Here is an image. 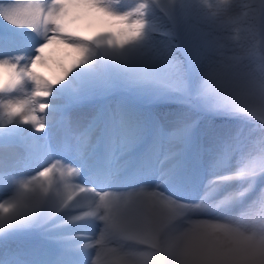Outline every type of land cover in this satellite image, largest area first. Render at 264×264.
I'll return each instance as SVG.
<instances>
[{"label":"snow or ice","instance_id":"1","mask_svg":"<svg viewBox=\"0 0 264 264\" xmlns=\"http://www.w3.org/2000/svg\"><path fill=\"white\" fill-rule=\"evenodd\" d=\"M118 2L0 0V44L21 41L24 37L17 30L24 28L43 38L34 55L0 58V170H14L35 150L36 134L47 126V118L37 112H45L47 117L50 109L49 101L38 103L41 98L50 97L72 69L87 62L94 48L124 49L142 40L149 27V9L167 16L174 0H139L127 11L115 10L113 5ZM230 3L232 6L227 7L225 0H217L215 9L207 0H190L188 4L200 18L201 37L195 51L206 59L199 95L214 109L249 114L264 129V0ZM70 6L94 9L112 21L116 31L95 38L81 37L66 21ZM242 9L246 10V39L239 45L223 43L220 20ZM54 41L64 43L78 55L72 65H61L57 79L49 80L35 69L45 62L43 53ZM172 63L153 50L142 64L126 68L122 76L129 85L146 84L155 80L158 65ZM23 88L31 91L22 99L13 98L12 94ZM17 124L30 128L13 126ZM82 139H86L85 133L75 135L76 142ZM210 139L206 147L200 146L198 160L203 164L205 156L210 155L216 168L231 158L232 139ZM255 145L249 154L237 158L234 169L213 175L196 203L168 195L159 186L128 187L132 180L123 169L99 158L89 161L82 157L81 163L97 182L73 183L81 167L68 165L65 169L61 160L53 159L34 175L19 180L11 201H0V231L34 222L47 210L46 219L63 215L59 224L92 226L90 235L77 234L88 241L83 247L94 253L91 264H264V189L236 217L193 218L194 214L226 206L251 190L255 178L264 173V132ZM176 165V153H166L158 169L168 171ZM236 180L249 183L219 200L211 199L224 183ZM121 186L127 190H118Z\"/></svg>","mask_w":264,"mask_h":264},{"label":"rangeland","instance_id":"2","mask_svg":"<svg viewBox=\"0 0 264 264\" xmlns=\"http://www.w3.org/2000/svg\"><path fill=\"white\" fill-rule=\"evenodd\" d=\"M182 1L184 0H174L167 16L155 8H150L147 16L148 28L158 29L156 27H159L160 23L170 21L176 29V6ZM39 2L44 3L45 0H39ZM47 2L50 4L51 0H47ZM241 2L246 3L248 0H241ZM138 3L139 0H119L113 7L117 11H127L135 8ZM243 11L246 10L242 9L241 13ZM67 12L66 21L69 27L72 31L79 33L81 37L95 38L98 35L116 31V26L108 18L105 17L103 22H100L102 15L94 9L70 6ZM11 27L9 25V28ZM17 31L23 35L24 39L7 45L0 44V58L5 55L17 56L21 53L26 57L34 55L35 48L43 42V38L31 29L24 28ZM177 37L178 34H176ZM63 46L64 43L54 41L45 49L43 55L48 68L41 70L36 67L37 73L45 78L46 74L50 73L57 79L61 75V65L67 67L73 64L78 54L75 51L72 53L70 49L67 52ZM178 47L183 52L179 45ZM138 48L135 43L125 46L124 49L116 50L94 48L87 62L72 69L73 73H69V78L61 83L63 89L55 86L50 97L41 98L38 101V103L49 101L50 109L47 110V126L44 132L36 134L35 149L38 143H42L48 148V152L39 154L37 150H34L25 160L23 166H16L9 172L4 171L8 173L5 174L8 176L5 179H0V201L11 195L15 196L19 180L34 175L51 160H61L66 169L68 165L81 167L82 157H88L89 161L98 158L110 160L114 167L123 169V174L132 180L128 187L159 186L160 191L166 192L168 195L179 200L196 203L201 199L205 185L213 175L234 169L239 156L247 155L254 150L255 142L246 140L239 150H231V158L223 165L214 168L216 161L210 155H206L204 163L201 164L198 160L200 146L206 147L211 143L210 138L219 135L215 130L204 127L201 130L197 127L200 114L195 106H199L198 104L195 103L194 107H185L182 110L155 113L153 111L155 99L151 96L140 100L125 95H121L122 97L118 99L110 98L108 93L119 92L130 86L122 76L124 70L142 64L148 57L149 54H139ZM174 48L169 34H163L157 41L155 50L173 55ZM183 57L187 63L188 58L184 54ZM185 68L186 79L183 82L162 64L158 65L153 83L171 87L179 94L186 93L190 97L198 99L204 69L200 66L190 67L188 63ZM97 88L104 89V93L97 94L98 92L95 90ZM29 92L30 89L23 88L18 94L12 95L13 98L19 99L20 95L23 98ZM71 98L75 100L72 101ZM204 103L205 105L200 104L199 108H202L203 111L212 109L208 103ZM41 113L45 112H37V114ZM99 115H104L105 118L109 117V120H105L106 125L103 129L105 134L98 140L89 134L92 128L103 127L102 121L97 118ZM119 115L131 118L133 124L130 135H126L127 132H125L126 134L120 133L118 130V127H121L120 123L117 122V124L110 119V117L117 118ZM77 117L81 118L76 120L78 123L73 121L74 125H72V120ZM151 126L154 127L156 133H152ZM81 133L86 134V139L76 142L75 135ZM235 135V132L231 131L225 136L231 137L234 141ZM185 142H188L185 150L175 152V147L181 146ZM166 153H176L177 165L168 171L158 170L159 161ZM117 155H123L121 160L117 158ZM135 155L137 156L135 162L138 161L139 165L127 167L126 164H129ZM151 165L152 168H150ZM142 176L147 178H140ZM55 177H59V172L55 174ZM72 182L92 184L97 182V178L89 170L81 167L80 176L78 179H73ZM248 183V180L226 182L211 199L219 200L234 190L244 188ZM261 189H264V173L255 178L251 190L238 200L220 208L194 214L193 218L226 219L236 217L259 196ZM118 190H127V187L121 186ZM45 212L40 214L34 222L27 226L23 225L29 231L17 226L6 229L4 232L0 231V264H91L94 253L83 247L85 243H88L85 238L81 237L80 244L82 245H79L75 250H67L65 247L67 242L60 239V236L64 232L77 230L90 235L93 230L92 226L87 223L59 224L58 221L63 219V215L54 219H46L47 210Z\"/></svg>","mask_w":264,"mask_h":264},{"label":"trees","instance_id":"3","mask_svg":"<svg viewBox=\"0 0 264 264\" xmlns=\"http://www.w3.org/2000/svg\"><path fill=\"white\" fill-rule=\"evenodd\" d=\"M189 2L190 0H184L178 4V31L183 38L182 47L189 58L190 66H200L205 71L206 59L200 57L195 51L196 47L199 45L201 37V29L199 27L200 18L193 9L188 7ZM207 2L216 4L217 0H207ZM159 28L166 30L175 46L173 55L163 53L165 60L172 61L173 63L167 65L162 64V66L185 82L186 72L184 61L175 45L172 24L169 21L160 23ZM163 34L164 33L148 28L146 36L142 40L135 42L140 50L138 53L142 55L150 54V52L157 47V41L163 36ZM95 90L98 92L97 94L104 93V89L102 88H97ZM121 95L129 96V98L136 100L151 96L155 99L153 104V111L155 113L182 110L185 107H194L193 104L196 103L199 106H195V108L200 114L197 127L201 128V130L203 127L215 130L219 136H225L226 133L234 131L236 135L234 141H232L233 151L239 150L246 140H253L256 142L257 138L262 132H264L259 121L251 117L249 114L229 109L217 110L209 108L206 111H203L202 108H199L201 106L200 104L205 105L204 102L207 103V101L202 95H200L198 99H194L186 93L179 94L174 91L173 88L159 83L149 82L146 84L130 85L119 92L108 93V96L113 99H118L122 97Z\"/></svg>","mask_w":264,"mask_h":264},{"label":"bare ground","instance_id":"4","mask_svg":"<svg viewBox=\"0 0 264 264\" xmlns=\"http://www.w3.org/2000/svg\"><path fill=\"white\" fill-rule=\"evenodd\" d=\"M103 19H105V17L104 16H102V18L100 19V22L102 21L103 22ZM82 20V19H81ZM64 49L68 52L69 51V49H70V51L73 53V50L71 49V48H68V47H66L65 46V44H64ZM45 60H46V58H45ZM37 67H38V69H46V68H48V64L46 63V61L43 63V64H38L37 65ZM46 78L47 79H49V80H55L56 78H55V76L53 75V74H46ZM56 87H60V88H62V86H61V84H59V85H56ZM63 89V88H62ZM19 91H22V89H20ZM19 91H17V92H15V94H18L19 93ZM31 91V90H30ZM62 91V90H61ZM14 94V93H13ZM27 94V93H26ZM63 94V93H62ZM25 96V95H24ZM19 99H22V96L20 95V97H19ZM70 100H72V98L70 99ZM75 100V99H74ZM74 100H72V101H74ZM38 116H40V117H44V118H48V116L47 117H45V113H41V114H37ZM82 117V116H81ZM81 117H77V118H74L73 120H72V125H74V123H78L76 120H79V118H81ZM97 118H99L102 122H101V125H103V127H94V128H92L91 129V132H90V134H89V136H91L92 138H96V139H100V137L101 136H103L104 134H105V132H103V129H104V127H105V125H106V121L107 120H109V117L108 118H105V116L104 115H99ZM110 119H112V121H114L115 123H120V126L121 127H118V130H119V132L120 133H125V132H127V134L126 135H130V129L132 128L131 127V125L133 124V122H132V120H131V118H128V117H126V116H123V115H119L117 118H112V117H110ZM106 120V121H105ZM73 121H74V123H73ZM115 123H113V124H115ZM117 123V124H118ZM112 124V123H111ZM78 125V124H77ZM13 126H15V127H22V128H25V129H29L30 128V126H25V125H13ZM111 128H112V126H111ZM114 128V127H113ZM123 128H125V130H123ZM150 128H152V133H156L155 131V129H153L154 127L153 126H151ZM115 130V129H114ZM44 132V131H43ZM118 132V133H119ZM41 134V133H40ZM145 134V133H144ZM106 136V135H105ZM143 136H145V135H143ZM128 137V136H127ZM117 138V137H116ZM154 138V137H153ZM155 139V138H154ZM117 141V140H116ZM186 145L188 146V142H185V143H183L181 146H177V147H175V152L176 151H179V152H181V151H184L185 150V148H186ZM197 145V144H196ZM197 147V146H196ZM196 149V148H195ZM35 150H37V152H39V154H46L47 152H48V148H46V146L45 145H43L42 143H38V145H37V148L35 149ZM36 152V153H37ZM123 155H117V158L118 159H120L121 157H122ZM137 156L135 155V157H134V159H132L131 160V162L128 164H126L127 165V167H130V166H134V167H137L138 165H139V163H138V161L137 162H135L137 159ZM121 160V159H120ZM119 160V161H120ZM36 162V161H35ZM134 162V163H133ZM25 163V161H23L21 164H19L18 166H23V164ZM150 168H152V165L150 166ZM157 169H158V166H157ZM158 170H160V169H158ZM5 174H8V173H5L4 171H2V170H0V179H2V178H4L5 179V177H7ZM223 174V173H222ZM13 178V177H12ZM13 180V179H12ZM1 181H3V180H1ZM15 182H16V180H15ZM76 182V181H75ZM75 182H73V183H75ZM232 182V181H231ZM228 183V182H227ZM150 188H153V187H150ZM15 196H9V197H7L5 200H3V202H9V201H11L13 198H14ZM46 213V212H45ZM42 214V213H41ZM45 216V215H44ZM24 226H27V225H24ZM23 225H20V226H17V227H23V229H27L26 227H24ZM8 230V229H7ZM28 230V229H27ZM4 231H6V230H4ZM3 231V232H4ZM29 231V230H28ZM77 234H84V235H87V233H85V232H82V231H79V230H77V231H71V232H64L63 234H62V236H60V239H62L64 242H67V245H65V247H66V249L67 250H75L77 247H79V245H82V244H80L81 242V237L80 236H78ZM89 234V233H88ZM74 239V240H73ZM73 240V241H72ZM75 254V253H74Z\"/></svg>","mask_w":264,"mask_h":264},{"label":"clouds","instance_id":"5","mask_svg":"<svg viewBox=\"0 0 264 264\" xmlns=\"http://www.w3.org/2000/svg\"><path fill=\"white\" fill-rule=\"evenodd\" d=\"M215 9L216 4L208 2ZM225 6L231 7L230 0H225ZM244 14L241 12L225 15L220 20V27L222 29L221 40L225 44L239 45L246 39L247 26L244 22Z\"/></svg>","mask_w":264,"mask_h":264}]
</instances>
